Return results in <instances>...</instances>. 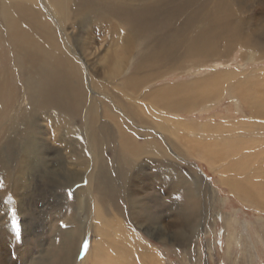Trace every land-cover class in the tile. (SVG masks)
I'll return each mask as SVG.
<instances>
[{
	"label": "rangeland",
	"instance_id": "374dc122",
	"mask_svg": "<svg viewBox=\"0 0 264 264\" xmlns=\"http://www.w3.org/2000/svg\"><path fill=\"white\" fill-rule=\"evenodd\" d=\"M114 1L116 2L114 6H118L121 2H124L126 4V7L128 4V7L137 10L139 13H141V11H139L138 9L144 8V6L140 5L139 0H81L83 7L81 9V12L74 14L64 26L65 34L67 36L66 41L69 43L70 47L77 53V55H75V58L81 62L80 66H76L75 63L71 62L66 56H64L65 63H63V68L66 70L65 75L73 78L71 83L75 94H73L72 98L74 97L73 100L75 104H73V106L69 108V111L71 112L73 110L74 112L72 111V113L70 114V112L68 111L63 115L56 114L53 110L51 112H48V115H43L46 118H42V115V117L40 116L39 119L32 118L35 121H32L30 123L34 124L33 127L28 128V132H26L25 135L23 133H17L18 135L14 140L13 135L11 134L15 130H17V132L21 131L19 128L22 127L25 123H29L30 120V117L28 120H24L21 118L22 122L12 123L13 129H10L6 135V138H3V143H1L0 145V162L2 163H0V264H31V261H34V259L37 260L38 263L32 264H93L94 261H92V259L95 257L93 244L95 243L97 230L95 226L96 224L100 226L99 221H102V219L95 218V209L93 208L84 211H82L81 209H77L78 199L83 195H86L87 193L85 187L87 174L85 173L82 177L79 173L76 172L72 175H65L63 174L62 169L54 168L55 166L60 167V164L63 165V162L57 163L56 161L59 156L58 151H60L65 160L64 164L68 169H85L84 165L88 164V161L92 159L91 156H87V152L89 150V152H91V149L93 150V144L91 143L90 137L85 131V127L87 126V124V127H89L90 124L91 127L89 128H91L92 130H95V126L97 127L96 134H98L99 138V132L102 133V131L104 130L108 133V131L110 132V130L112 129L111 131L114 133V135H116L115 138H113V141H116L115 144L109 143L107 145L101 143L100 147L96 145L95 148L101 151V155L103 154L102 158L100 157L102 161L109 163V168H107V165L105 164L106 169L102 170L103 172H101L99 181L103 182L105 186L107 185V182L110 181L112 183V191H120V194L116 195L117 197L115 196L113 202L110 201L111 203L107 205V208L112 212L109 210L108 216H106V219L110 221L111 226H114V228L116 226V231L118 229V237L116 235L115 237L111 235V237H108L107 240L108 242H110L112 239L111 242H113L114 238V241H116L115 239H117L119 244H123L122 248H124L125 245L127 247L129 246L128 248H124L125 250L127 249L129 253V264H143V262L145 264H152L149 263V261H146L148 257H145L143 251L142 253H140L141 250L139 251V249H132V246H130L129 243V238L133 236H135L136 240H140H138L140 245H144L143 250H146V245L149 250H151L150 248H153L158 259L160 258L164 262V264H237L238 262V264H246V252L243 246L240 248L239 246L236 247L233 244L231 245L229 251L227 249L226 227L224 224L225 216L234 213L235 216H238L237 218H239L240 221H251L252 223H254L256 228L259 229V231L262 230V233L264 235V210L262 208L259 209V207L258 209L251 208L246 203H243L241 200H239V198L235 197L232 193L230 194V191H227L228 187L220 183L219 181V174L213 172L208 166V163L205 162V160H200L196 155L197 152H195L193 145L186 142L185 137L183 136L184 133H182L181 126H173L180 129L178 131V136L175 139H172V136L169 137L168 134L170 130L164 133L162 132L163 134L161 133L160 135L159 132H155L152 129L154 126L153 121L156 118L155 116L153 117L152 113H156L155 115H157L159 112L163 111L162 109H159L162 108V105H164L163 100L159 99L162 102L156 101L158 107L155 109H157L158 111H147L142 108L144 102L151 106L149 100L140 101L139 104L137 102L139 101L138 97L143 92L152 89L157 90L159 88L160 90L165 89L168 91H172L170 89H172L171 87L174 86V96L171 99L173 113L172 110L168 109V111H171V114L168 116H172L174 120H176L177 118L182 119L187 124H207L209 136L211 137L212 135L213 140H211L214 141L215 138L218 137V141H220L221 137H226V134L228 132L225 128L232 122H238L240 125H242L241 128H243V124L241 123H245L244 127L245 125L249 126L248 124H251V107H249L250 105H243L242 103L241 107L237 109L235 107V104L233 103V99L228 96L227 93V95H224L223 98H220L218 100H210L209 98L207 103H205L204 106L202 105L199 109L196 107L195 109L191 107L189 108L186 103H191V99L195 98V94H200L199 90H201L200 88L195 89V81L197 80V83H199L200 79L202 80L204 76H207L210 73L209 69H212V67H216L219 70L223 64L225 65L227 63H231L230 66L238 69H241V67H244V69L247 68L248 71L246 72H248L247 74L249 75L255 68H263L262 71L259 70V74H262V77L264 78V46H261L257 50L259 53L256 52L255 55L257 57V60H259L254 64H248L247 66L240 65L241 62H243L241 59L245 57V49L240 46L233 48L232 54H229L227 58H214L218 62L217 66H211V64H209L208 66V63L211 62H207L205 60V56L201 60L198 57H191V53H188L190 42L182 41V37L184 35H187V37L195 36V34L197 35L196 37H198V31H200L198 20L200 18L207 17L208 11H214L211 10V6L214 7L217 0L153 1L152 5H155L157 3V5L155 6H157L158 9L155 12L151 13L150 18L154 21H160L165 24L164 26H168L170 28V31L167 33L169 36L165 41V45L167 47L163 48V52L164 54L167 53L166 55H168V59L163 62L157 60L154 65L146 66L138 70L137 72L136 65L142 62V55L147 52L148 48L151 45H147V43L152 40V38L158 39L159 32H156V28L152 25L153 29H151V34L146 36L141 34L139 30H134L137 33L136 35L127 25L124 24V22L122 21L123 18L121 16L118 19L114 14L109 13V8H111L109 2ZM252 1L253 0H246V5L250 7ZM256 3L257 5L255 4L252 12L254 14L257 13V18H259L262 25H264V0H256ZM155 6L154 8H156ZM200 9H205L206 14H202ZM100 12H102V14L105 13L106 17H108H105L106 19H102L101 24H98L96 22L100 20ZM147 15L149 18V14ZM194 18L196 19V21ZM40 24L41 23L38 22L35 29L32 28L34 27L33 24H31L32 27L29 25L27 27V24H25L26 26L21 27L23 29H30H28L27 31L29 37L25 38L28 40H33L32 43H23L21 48H19V46H12L10 42L12 40L14 41V37L7 36L6 33L3 34L2 30H0V81H2L5 88L7 87L12 91V99L16 98V95L19 98L26 91L24 88L27 83L32 82L31 84H34L36 82L35 87H37V89L39 87V84L42 85V82H39L37 73L34 74V71L31 73V67H29L28 61L25 59L26 51L28 50V48L40 51L42 50L44 39H47L44 35L46 29L44 28V26H42V24ZM260 25L261 24H252L247 35L249 36L248 40H250L251 42L253 41L255 47L256 45H264V28L262 32H259V30L262 29V27H259ZM140 26L141 24L138 27L140 28ZM256 26L259 28H257ZM114 27L118 28L119 32ZM17 28L13 29V33L17 34ZM125 33L127 34L125 35ZM121 35H123L124 37H122ZM151 35L152 37H150ZM130 38L131 40H129ZM55 40H57V38H55ZM257 40L259 41V43L255 42ZM58 45L59 44L52 43L51 47L54 46L53 49L57 50ZM220 45L223 46V43H220ZM11 46L13 48H11ZM118 51H120L119 54ZM170 52H175V57L173 56V53H171L173 57L170 56ZM114 53H117L116 58L120 61L125 58V61L127 62L121 63V67L125 68L129 65L131 60L133 61V57H137V61L133 65L131 61L129 70V72H135L134 78L136 80V87L130 88L128 92V95L134 96V98L129 96L127 97L120 89V81L116 78L114 67H111L113 58H115ZM218 54L220 53H217V55ZM110 56H112L113 58H110ZM103 60L105 61L103 62ZM114 63L115 61L113 62V64ZM146 64H149V61L146 62ZM59 65L60 64L57 62L53 63V66ZM15 68L16 70H14ZM139 75H142L144 79L142 80L141 76ZM126 76L130 77V73H128V75ZM48 82L51 84L50 80ZM49 87L50 85L47 86V88ZM182 89L187 90L188 93L184 95ZM228 89L229 91H232L230 87ZM238 89L241 90V88ZM30 93L34 97L33 100L36 101L39 98L38 95L41 94V91L31 90ZM237 93L241 94L242 92L238 91ZM31 95L30 99L33 98ZM105 96L108 99L104 98ZM117 98L120 99V101L116 100ZM90 101L93 104L97 102V104L95 103L96 105H91ZM76 102L78 103L76 104ZM106 103L108 106H105ZM122 103L126 104L123 105ZM146 103H144V106H148ZM94 107L95 109L98 108L95 111L93 110L95 113L99 110V107L101 111L99 110L100 112L98 111L97 114L93 113L95 114L93 116L90 112L92 111V109H94ZM127 107L129 108V110ZM85 108H87L88 110H86ZM263 108L264 99L262 102V110ZM83 109L86 110V112ZM130 109L131 111L132 109H134V114H137L133 115V112H131ZM103 110L104 112L106 111L107 116L102 112ZM122 110L127 111L125 113ZM23 112L27 111H21V113ZM114 112L118 116H116ZM118 112L120 113V115L118 114ZM147 112H152L149 116L150 118L148 117V119L152 121L151 124H148L146 120L142 119V116H146ZM10 113L11 112L8 108V103L6 104L5 100H2L0 103V126L5 122H9L8 120L10 118ZM100 115L103 116L102 119L100 118ZM85 116H87V120H85ZM59 117L66 118L67 120H64L63 118L60 120ZM260 120L263 121V124L257 121V125H254V127L256 129V132H258L259 135H261L262 133V137H264V113L263 118ZM83 121L85 122L83 123ZM94 121L98 122L95 123ZM211 122L213 123V125ZM215 122L218 125H216ZM103 124H105L108 128ZM117 124L119 126L118 128ZM259 124L260 126H258ZM29 125H27V127H29ZM127 125H129V127ZM170 125L172 126L171 123ZM214 125H216L217 127L220 125V127L218 128L222 132L214 133L213 131L215 130V128L217 129V127L215 126L213 127V129H210V127ZM119 128L121 129V131H119ZM123 130L125 131V133ZM258 130L263 131L261 132ZM34 131L35 133H37V135L34 133ZM238 132L241 133L240 130ZM122 134L126 137L124 138L123 136H121ZM147 134L152 135L153 138L156 139L158 145L162 146V148L165 150L166 156L159 155L161 156L159 157L158 155H150L149 152H146V150H144L146 149L145 146L147 142L145 135ZM130 138L133 141H131ZM182 139H184L183 142ZM5 140H8L9 142L5 144ZM128 140L130 141V143L128 142ZM104 141H111V139L109 136H106L103 139V142ZM117 141L119 142V144ZM206 141L207 139H205V142L203 143L206 144ZM210 141L208 140V142ZM121 143L123 145H121ZM131 143H134L133 145L136 146V148ZM171 143L173 144L172 146ZM85 144L91 145L92 148H85L84 152L82 153H73L75 148H81ZM129 145H131L132 148L135 149V151H133V149ZM262 145L264 146V140ZM115 147H118L120 149L121 147H123V150L126 151L120 153L119 150ZM124 147L129 148L126 149ZM127 150L129 151L127 152ZM140 150H142V152H140ZM114 153H116L117 156ZM121 154L123 155L121 156ZM70 155L75 156L71 157ZM125 155H127L126 158ZM115 156L116 159L120 161L119 163H117V165L113 162ZM2 157H4V159L6 158V165L3 164V161H1ZM20 157H26L30 162L25 168L24 175L23 173L18 172V167H21V165L18 164V160H20ZM133 157L137 159L135 165H132L133 161L130 160ZM78 159L81 163L78 162V165L74 167L73 163ZM140 160L142 161V163H140ZM8 164L14 165L9 166ZM29 164H31L32 166ZM8 167L14 169L12 170V173H10V171H7L9 170ZM135 167L136 169H134ZM159 169H162V171H160ZM2 170L5 171V173L3 172V174H1ZM129 170H132L133 172L135 171L137 175H130ZM28 174L30 177L28 176ZM1 175H4L5 177ZM26 175L27 178L23 179V183L16 181L20 177H25ZM13 180H15L20 186L18 195H14L12 191L13 188H10V184L12 185ZM44 180L52 181L51 185H46V182ZM148 181H150L152 184L151 188L145 189L144 186L148 183ZM125 189L128 191L131 198H139L141 200L140 203L148 205V209H146L145 214L149 219L140 218V214H138V216L135 217L132 222H128V220H126L128 214L127 212H124V210L127 211V209H125V205L122 203L123 198H126ZM192 192L196 194L194 197ZM222 199H225V201L223 202ZM259 206L262 205L260 204ZM184 216L186 217V219L184 218ZM88 219H90V221ZM194 220L196 221L194 222ZM192 221L193 223H191ZM90 222L93 224H91ZM189 223L192 225L189 226ZM179 224V227H181L182 230L189 229V227L193 229V226L194 229L197 230L192 233V239L185 247L178 246L172 240V234H174L176 229H178ZM213 225L215 226V228ZM262 225L263 227L261 228ZM202 226L204 228L205 226L207 227L205 228L206 233L204 232V228ZM91 227L93 228L92 230ZM235 227L238 228V231H241L242 229L241 226L237 224L235 225ZM104 230L112 233V230ZM251 230L252 228H248V233H250ZM59 231L62 232L60 233L63 236L59 234ZM64 233L66 234L67 238L65 237ZM108 235L110 236L109 233ZM55 244H58V246H56ZM232 246L233 248H235L233 249ZM263 248L264 247L262 246V244L258 243L256 249L259 252L257 251L255 264H264ZM39 250H41V252H39ZM46 252L48 253V255ZM119 252H121V250ZM136 254L138 255V257H140L138 258ZM149 254H152V252L149 251ZM66 256L68 261L66 259ZM70 256L71 260L69 259Z\"/></svg>",
	"mask_w": 264,
	"mask_h": 264
},
{
	"label": "bare ground",
	"instance_id": "6f19581e",
	"mask_svg": "<svg viewBox=\"0 0 264 264\" xmlns=\"http://www.w3.org/2000/svg\"><path fill=\"white\" fill-rule=\"evenodd\" d=\"M139 1H140V5L144 6V8L138 9L139 11H141V13H139L137 10H135L133 8L128 7V4L126 7V4L124 2H121L120 5H118V6H114V4L116 3L115 1L109 2V5L111 6V8H109V10H110L109 13L114 14L116 16V18H118V19L121 16L123 18L122 21L124 22V24L127 25L136 35H137V33L135 31L139 30V32L141 34L147 36V35L152 33L151 29H153V27L156 28V30H157L156 32H159L158 39L152 38V40H150L147 43V45L148 44H151V45L148 48L147 52L142 55L143 56V59L141 57L142 62L140 64L136 65L137 72H138V70H140L146 66L154 65V63L157 60H160L163 62V61L168 59V55H166L167 54L166 52H165L166 54H164L163 48L167 47L165 45V41L167 40V38L169 36L167 33L170 31V28L168 26H164L165 25L164 23H162L160 21L159 22L154 21L150 18L151 13L155 12L158 9L157 6H155V5H157V3L155 5L154 4L152 5V3H153V1L157 2L159 0H139ZM255 4L257 5L256 0L252 1V4L250 7H248L246 5V0H217L215 3V6L214 7L211 6V10H214V11H208L207 17L200 18L198 20L199 21V30H200V31H198V37H196L197 36L196 34H195V36H188L187 37V35H184L182 37V41L190 42V47H188V53H191V57L192 58L198 57L201 60L205 56V60L207 62H211V63H208V66H209V64H211V66H213V65L217 66L218 62L214 58H227L229 54H232L233 48L242 46L245 49V57L241 59L243 61L240 64L241 66H247L248 64H254L256 61H258L259 59L257 60V57L255 54H256V52H258L257 50L261 46H264V45H256V47H255V45L253 44V41L251 42L250 40H248L249 36H247L248 32H249V28L252 24H256V25L261 24L259 27H262V29H260L259 32H262V30L264 28V25H262L261 20L259 18H257V16H256L257 13L254 14L252 12V9L254 8ZM87 6H88V4H87ZM154 6L156 8H154ZM212 7H213V9H212ZM82 8L83 7H82L81 0H0V30H2L3 34L6 33L7 36H13L14 37L13 38L14 41L12 40L10 42L12 44V46H14V47L19 46V48H21L23 43H32L33 42L32 39L28 40L25 38V37H29L28 32H27L29 28L28 29L25 28L27 30L21 28L23 26H26L25 24H27V27H28V25L31 26V24H33L34 27H32V26L31 27L33 29H35L37 23L38 22L41 23L42 26H44V28L46 29L44 35L47 38V39L43 38L44 42L42 45V50L37 51V50L31 49V48H28V50L26 51V55H25L26 56L25 59L28 61L29 67H31V69H30L31 73L33 71H34V74L37 73L39 82L40 81L42 82V85L39 84L38 89H37V87H35L36 82L35 83L33 82L34 84H31L32 82L27 83L25 88H24L26 91L24 93L22 92L23 94L19 98L16 95V98L12 99V91L10 89H8L7 87L5 88L3 86L2 81H0V103L2 100H5L6 104L8 103V108L11 112L9 114L10 115V118L8 120L9 122H5V123L1 124V126H0V145H1V143H3V140H4L3 138H6L8 131L10 129H13L12 123L22 122V119L28 120L30 117L29 123H25L22 127L19 126L20 127L19 129L21 131L17 132V130H15V131L13 130L14 132L11 135H13V138L15 140L18 134L23 133L25 135V133L28 132V128L33 127L34 124H30L32 121L35 122L32 118L39 119V117L41 115L42 116L48 115V112H51L53 110L56 114H63L64 115L69 111V108L72 107L73 104H75V102L73 100L74 97L72 98L73 94H75V92L73 90L72 83H71L73 78L65 75L66 70L63 68V63H65L64 56H66L71 62L75 63L76 66H80L81 62L75 58V55H77V53L70 47L69 43L66 41L67 36L65 34V27L64 26H65L66 22L68 20H70L74 14L80 13ZM255 8H257V7H255ZM201 13L206 14V10L205 9L201 10ZM147 14H149V18H148ZM192 15H194V14H192ZM100 16H101L99 18L100 20H98L96 22L98 24H101L102 19H106L108 17V16L106 17L105 13L102 14V12H100ZM181 16H182V14H181ZM37 20H38V22H37ZM195 21H196V19H195ZM140 24H141V26L139 28L138 26ZM152 25H153V27H152ZM259 27H257V28H259ZM15 28L18 29V31H16L17 34L13 33V31H14L13 29H15ZM114 28H116V27H114ZM116 30L118 31V28H116ZM129 32H131V31H129ZM23 33H24V38H23ZM126 34L127 33H125V35ZM132 35H133V33H132ZM54 36H55V38H57V40H55ZM121 36L124 37L123 35H121ZM42 37H43V35H42ZM42 37H41V39H42ZM150 37H152V35ZM150 37H149V39H150ZM129 40H131V38ZM255 42L259 43L258 40ZM52 43L59 44L57 50L53 49L54 46L51 47ZM220 43L221 44L223 43V46H221ZM12 46H11V48H13ZM131 47H132V45H131ZM127 50H128V48H127ZM218 50H219V52H218ZM119 52L120 51H118V54H119ZM171 53H173V56L176 55L175 52H170V56H172ZM217 53H220V54H218L219 57H218ZM260 54H262V53H260ZM116 55H117V53H114L115 58L110 56V58H113V62L115 61L114 64H113V62L111 63V67H114L115 72H116V78L120 81L119 82L121 84L120 89L127 97L129 96V97L134 98V96L128 95L130 88L136 87V80L134 78L135 72H129L130 64H131L132 60L130 61L129 65L126 68L121 67V63H125L127 61H125V58H124V59H122L123 61L121 60L122 61L121 62L120 60H118L116 58ZM79 60H81V59H79ZM104 61L105 60H103V62ZM136 61H137V57H133L132 65ZM148 61H149V64H146V62H148ZM56 62L59 63L60 65L59 66H53V63H56ZM15 63H17V62H15ZM230 65H231V63L230 64L227 63L225 65L223 64L219 70L216 67H212V69H209L210 73L207 76H204V78H202V80L199 78L200 79L199 83H197V80H196L195 81V89L200 88L201 89V90H199L200 94H198V93L195 94V98L191 99L192 100L191 103H186V105H188L189 108L191 107V108L195 109V107H196L199 109V108H201L202 105L204 106L205 103H207L209 98H210V100L211 99L218 100L220 98H223V96L227 95V93H228V96H230L233 99V103L235 104V107L237 109H239L241 107L242 103H243V105H245V104L250 105L249 107H251V110H252L251 111L252 112L251 117H250L251 124H248L249 126L245 125V127H244L245 123H241V124H243V128H241L242 125H240L238 122L237 123L232 122L231 124L227 125V127L225 128V129H227V132H228L226 134V137L225 138L221 137L220 141H218V137L215 138L214 141H212L213 140L212 135H211V137L209 136L207 124H203V125L199 124L200 126L199 125H193V124H187L182 119L177 118L176 120H174V118L172 116L171 117L168 116L171 114V111H168V109L172 110L171 99L174 96V94H173V92L175 91L174 86H172L171 87L172 89H170L172 91H168L165 89L160 90V88H159L157 90L152 89V90H148L146 92H143L138 97L139 101L137 103L139 104L140 101L149 100V103L151 104V106H149L146 102H144L148 106H144L145 104L143 103L142 108H144V110H147V111L148 110H157V109H155L158 107L156 104V101L162 102L161 100H163L164 105H162V108H159L160 110L162 109L163 111L159 112L157 115H155L156 113L153 114L152 112H147L146 116H142V119L146 120V122L148 124H151L152 121L149 120L148 117L152 113L153 117L154 116L156 117L155 120L153 121L154 126L152 129L155 132H159L160 135L162 132L164 133V132L170 130L168 135H169V137L172 136L171 137L172 139L177 138L178 131L180 130V129L173 127V126L174 125L175 126H181L182 133L185 134V135L183 134V136L185 137L186 142L191 143L193 145L195 152H197L196 155H197V157H199L200 160H205V162L208 163V166L210 167V169L213 172H215L216 174L217 173L219 174V177H220L219 181H220V183H222L228 187L227 191H230V194L232 193L235 197L239 198V200H241L243 203H246L251 208H257L258 209V207H259V209L262 208L264 210V146L262 145L264 137H262V135H263L262 133H261V135H259L258 132H256V129L254 127V125L255 126L257 125V121H259L263 124V121L260 119L263 118V113H264V108L262 110V102L264 99V95H263L264 94V78L262 77V74H259V72L262 71L263 68L262 69L255 68L254 70L251 71V74L249 75V74H247L248 72H246V71H248L247 68L244 69V67H241V69H238V68L232 67ZM81 67H82V65H81ZM206 69H207V67H206ZM14 70H16V68ZM82 70H83V68H82ZM128 73H130V77L126 76V75H128ZM206 73H208V72H206ZM139 76H141L142 80L144 79L142 77V75H139ZM49 80L51 81V84L48 82ZM27 81H29V80H27ZM48 84L50 85L49 88H47V86H49ZM138 84H139V82H138ZM229 87L232 89V91H229V89H228ZM237 87L241 88V90L238 89ZM31 90H35V91L40 90L41 91V94L38 95L39 98L36 101L33 100L34 97L30 93ZM238 91L242 92L244 95L242 93L238 94L237 93ZM183 93H184V95H186V93H188V91L183 90ZM145 94H147V95H145ZM30 95L33 97L32 99H30ZM111 95H112V93H111ZM91 96H92V94H91ZM102 96H104V95H102ZM116 96H114V97H116ZM104 98H106V96ZM106 99H108V98H106ZM130 99H132V98H130ZM159 99H161V100H159ZM116 100L120 101V99H118V98ZM87 101H89V100H87ZM77 103L78 102H76V104ZM95 103L97 104V102H95ZM95 103L93 104L91 102V105L92 104L96 105ZM104 103H105V101H104ZM124 104H126V103H124ZM88 105H90V104H88ZM106 105H107V103L105 104V106ZM131 105H132V102H131ZM2 106H4V105H2ZM100 107H99V110H100ZM134 107H132V108H134ZM103 108H104V105H103ZM85 109L88 110L87 108H85ZM89 109H92V108H89ZM97 109H95V107H94V109H92V111L93 110L95 111ZM3 110H4V107H3ZM23 110H26L27 112L21 113V111H23ZM86 110H84V111L86 112ZM128 110H129V108H128ZM133 110L134 109H132V111H131V109H130L131 112H133ZM72 111L71 112L69 111L70 114L72 113ZM92 111L90 113L93 116L95 114H97V112H98L97 111L95 113L94 111L93 112ZM126 111H123V112L126 113ZM102 112L104 114H106V111L104 112V110H103ZM55 113H54V115H55ZM93 113H95V114H93ZM130 113H129V116H130ZM172 113H173V110H172ZM118 114L120 115L119 112H118ZM136 114H134V112H133V115H136ZM19 115H20V117H19ZM115 115H116V113H115ZM142 115H144V114H142ZM106 116H107V114H106ZM116 116H118V115H116ZM42 118H46V117L43 116ZM59 118L61 120L63 117L62 118L59 117ZM100 118L102 119L103 116H101ZM63 119L67 120L66 118H63ZM87 119H88L87 116H85V120H87ZM84 122L85 121H83V123ZM97 122H95V123H97ZM247 122H249V121H247ZM87 123H89V122H87ZM136 123H138V122H136ZM170 123L172 124V126L170 125ZM188 123H192V122H188ZM195 124H196V122H195ZM27 125H29V127H27ZM103 125H105V124H103ZM212 125H213V123H212ZM216 125H218V124L216 123ZM216 125H214L212 127L209 126V127H210V129H213V127H215ZM87 126H88V124H87ZM87 126L86 127L83 126V127H85V131L88 134V136L90 137L91 143L93 144V150L91 149V152H89L90 150L88 151L89 153L87 152V156H91L92 159H90L88 161V164L84 165L85 169H77V170L75 168L74 169H72V168L68 169L66 167V165L64 164L65 160H64L60 151H58L59 156H58V159L56 161H57V163L63 162V165L60 164V167L55 166L54 168L62 169L63 174H65V175H67V174L72 175V174H75V172H76V173H79L81 177L85 173L88 176V178L86 176L87 181H86V185H85L87 193H86V195H83L81 198L78 199V204H77L78 208L77 209H81L82 211H84V210H88V209L93 208V209H95L94 210L95 211V218L96 219H102V221H99L100 226L98 224H96V226H95L97 228V230L95 229L96 230V238H95V243L93 244V248L95 250V253H94L95 257L92 259V261H94L93 264H129L130 263V261L128 259L129 253H128L127 249L126 250L124 249L127 246L124 244L125 247L122 248L123 244L122 243L119 244L117 239H115L116 241H114V238H113V242H111L112 239L110 242H108V240H107V238L108 237L110 238L111 235H113L114 237L116 235L118 237V233H117L118 229L116 231L115 230L116 226H115V228H114V226L113 227L111 226L110 221L108 219H106V216H108V211L110 210L107 208V205H109L111 203L110 201L113 202V199L115 198L116 195L120 194V191H117V190L112 191L113 188H112V183L110 181H108L109 183L107 182L108 186L107 185L105 186L103 182L99 181L101 172H103L102 170L106 169V165H107V168H109V163L102 161L101 158H102L103 154L101 155V151H99L98 149L95 148L96 145H98V147H100L101 143L107 144V145L109 143L115 144L116 141H113L114 140L113 138H115L116 135H114V133L111 131L112 129L110 130V132L108 131V133L104 130V131H102V133L99 132V135H100V138H99L98 134H96L97 127L95 126L94 127L95 130H92L91 128H89V127H91L90 124H89V127H87ZM127 126L129 127V125H127ZM258 126H260V124ZM118 127L119 126L117 124V128ZM123 127H121V128H123ZM146 127H148V126H146ZM218 127H220V125ZM218 127H217V129L215 128V130L214 131L212 130V131L214 133L222 132V131H220V129ZM262 128H260V129H262ZM99 129H101V128H99ZM239 130L241 131V133L238 132ZM23 131H25V132H23ZM119 131H121V129ZM258 131H261V130H258ZM130 132H126V133H130ZM34 133H35V131H34ZM124 133H125V131H124ZM35 134L37 135V133H35ZM119 134H121V133H119ZM112 135H114V136H112ZM106 136H109L111 141H104L103 142V139ZM121 136H123V134ZM123 137L125 138L126 136H123ZM145 138H146L147 143L145 146L146 149H144V150H146V152H149L150 155L166 156L165 150L162 148V146L158 145V143L156 142V139L153 138L152 135L147 134V135H145ZM157 138H158V136H157ZM126 139H124V140H126ZM148 139H150V140H148ZM205 139H207L206 144L203 143V142H205ZM130 140H131V138H130ZM208 140L209 141L211 140V141L208 142ZM121 141H122V139H121ZM131 141H133V140H131ZM183 141H184V139H182V142ZM8 142L9 141L7 140L5 144H7ZM125 142H124V144H125ZM128 142L130 143L129 140H128ZM137 142H138V140H137ZM122 143H121V145H123ZM129 143H127V144H129ZM86 144H88V143H86ZM86 144L84 146H82L81 148H75L73 153H79V152L82 153V152H84L85 148H88V147H89L88 149L92 148L91 145H86ZM118 144H119V142H118ZM131 144L133 145L134 143H131ZM121 145H119V146H121ZM139 145H138V147H139ZM172 145L173 144L171 143V146ZM129 146H131V145H129ZM134 147L136 148V146H134ZM115 148H117L120 153L121 152L123 153V151H124L123 147H121V149L118 147H115ZM124 148H126V147H124ZM127 148H129V147H127ZM131 148H132V146H131ZM188 148H189V145H188ZM142 150H140V152H142ZM102 151H103V145H102ZM128 151L129 150H127V152ZM133 151H135V149H133ZM186 152H187V148H186ZM114 154L116 155V153H114ZM122 155L123 154H121V156ZM21 156H24V155H21ZM70 156L73 157L75 155H73V156L70 155ZM116 156L113 159V162L117 165V163H119L120 161L116 159ZM126 156L127 155H125V158H126ZM133 156H134V154H133ZM161 156H159V157H161ZM5 159H4V157H2L1 161H3V164L6 165L7 161ZM123 160H124V158H123ZM130 160L133 161L132 165H135L137 159L135 157H133ZM79 161L80 160L78 159L76 162H74L73 166L75 167L76 165H78ZM142 161L140 163H142ZM28 163H30L28 158L20 157V160H18V164H20L21 167H18V172L23 173V175H24V171H25L26 166H28ZM79 163H81V162H79ZM8 165L13 166L14 164L13 165L8 164ZM29 165H31V164H29ZM5 167H7V166H5ZM80 167H82V166H80ZM8 169L9 170H7V171H10V173H12V170H14V169H11L10 167H8ZM134 169H136V167ZM31 170H32V168H31ZM160 171H162V169ZM3 172L5 173V171L2 170L1 174H3ZM132 172H133L132 170L131 171L129 170L130 175H137V173L135 171L133 173ZM142 173H143V171H142ZM104 174H105V172H104ZM162 175H163V173H162ZM164 175H166V174H164ZM1 176H4V175H1ZM28 176H29V174H28ZM127 176H129V175H127ZM8 177H9V175H8ZM129 177H131V176H129ZM26 178H27V175L25 177L24 176L20 177L16 181L23 183V179H26ZM144 178H146V177H144ZM70 179H72V178H70ZM16 181L13 180L12 185L9 183L10 188L11 189L13 188L12 191H13L14 195H18L19 190H20V186ZM44 181L46 182V185H51L52 181H50V180H44ZM141 183H143V182H141ZM6 184H8V183H6ZM56 184H58V183H56ZM114 184H113V187H114ZM4 185H5V183H4ZM151 185H152L151 182L148 181V183L144 187H145V189H149V188H151ZM7 187H4V188H7ZM140 189H142V188H140ZM125 192H126V196H125L126 198H123L122 203L125 205V209H127V211L124 210V212H127V214H128L127 215L128 219L126 218V220H128V222H132L133 219L138 216V214H140L139 215L140 218H143V219L148 218V217H146V214H145L146 209H148V205L140 203L141 200L139 198H137V199H136V197L131 198L126 189H125ZM192 194H193V197L196 195L194 192H192ZM200 194H201V192H200ZM192 199H194V198H192ZM24 201H26V200H24ZM222 201L224 202L225 199H222ZM93 203H94V206H93ZM260 204L262 206H259ZM80 207H82V208H80ZM262 209H261V211H262ZM94 211H92V212H94ZM39 214H41V213H39ZM236 214H238V213H236ZM119 216H120V214H119ZM237 217L238 216H235L234 213L231 215L225 216V223L224 224L226 227L227 249L229 251L231 245H233V244L236 247L239 246L240 248L243 246L245 249V252H246V258H245L246 264H255L256 263V257H257V251H258L256 248H257L258 243L262 244V246L264 247V235L262 233V230L259 231V229L256 228L254 223H252L251 221H246V220L240 221L239 218H237ZM92 218H94V217H92ZM154 218H156V217H154ZM184 218L186 219L185 216H184ZM90 219H88V220L90 221ZM57 220H59V219H57ZM188 221H191V220H188ZM195 221L196 220H194V222ZM177 222H178V220H177ZM179 223H181V222H179ZM191 223H193V221ZM91 224H93V223H91ZM236 224L241 226V228H242L241 231H238V228L235 227ZM191 225L192 224H190L189 226H191ZM119 226H120V224H119ZM179 226H180V224L178 225V229H176L175 233L172 234V240L178 246L185 247V246H187V244L192 239V236H193L192 233H194L197 230L194 229V226H193L194 230L191 227H189V229L182 230L181 227H179ZM262 227H263V225L261 226V228ZM183 228H184V226H183ZM205 228H207V227L205 226ZM205 228H204V232L206 233ZM214 228H215V226H214ZM248 228H250V229L252 228L250 233H248L249 232ZM92 229L93 228L91 227V230ZM104 229L112 230L111 231L112 233L105 231ZM56 232H57V230H56ZM60 232L61 231H59V234L62 233V232L61 233ZM108 233L110 234V236L108 235ZM93 234H95V233H93ZM55 237H57V236H55ZM65 237H66V234H65ZM138 240L139 239L136 240L135 236L129 238V243H130V246H132L133 250L139 249V251L141 250L140 253H142V251H143L145 257L146 258L148 257L146 261H149V263L164 264V262L160 258L158 259L153 248H150L151 250H149L147 248V245H146V247H145L146 250H143L144 245L143 246L140 245V243H139L140 240L139 241ZM56 246H58V244ZM232 248H233V246H232ZM232 248H231V250H232ZM57 250H58V248H57ZM120 250H121V252H119ZM149 251H151L152 254H149ZM238 251H240V250H238ZM39 252H41V250H39ZM46 253H44V254H46ZM71 254H73V253H71ZM47 255H48V253H47ZM136 256L138 257L137 254H136ZM142 258H144V257H142ZM66 259H67V256H66ZM69 259L71 260V256L69 257ZM67 261H68V259H67ZM31 262L32 263H38V261L35 259H34V261L32 260ZM243 262H244V260H243ZM79 263H81V262H79ZM143 264H145V263L143 262Z\"/></svg>",
	"mask_w": 264,
	"mask_h": 264
}]
</instances>
